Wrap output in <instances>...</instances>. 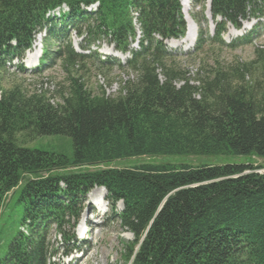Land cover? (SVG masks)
Returning <instances> with one entry per match:
<instances>
[{"label": "trees", "instance_id": "obj_1", "mask_svg": "<svg viewBox=\"0 0 264 264\" xmlns=\"http://www.w3.org/2000/svg\"><path fill=\"white\" fill-rule=\"evenodd\" d=\"M206 1L195 0L206 26L194 49L183 53L165 43L186 35L181 0H0V264H58L60 244L76 241L64 229L76 225L96 186L107 189L114 209L123 204L114 212L134 236L124 264H264V165L109 166L161 155L264 160V83L246 79L253 63L223 66L215 60L192 80L175 62L205 55L207 46L252 44L264 35V0H211L213 34ZM64 4L69 11L51 14ZM132 9L142 32L138 49L131 48L138 36ZM252 18L259 19L252 30L225 42L229 25L240 29ZM41 32L42 66L29 71L20 63L24 73H41L51 60H61L72 68L95 63L103 70L128 69L135 77L111 96L69 75L59 103L18 85L5 88L1 74L33 50ZM73 32L88 42V48L81 45L87 52L75 49ZM101 40L131 57L102 59L90 46ZM52 42L57 50H50ZM46 135L70 136L73 157L20 140ZM53 228L61 237L57 245Z\"/></svg>", "mask_w": 264, "mask_h": 264}, {"label": "rangeland", "instance_id": "obj_2", "mask_svg": "<svg viewBox=\"0 0 264 264\" xmlns=\"http://www.w3.org/2000/svg\"><path fill=\"white\" fill-rule=\"evenodd\" d=\"M191 6L189 11H185L189 14V22L192 21L196 24L198 30L205 28L206 24L203 22V11L202 3L195 2V0H190ZM184 4V3H183ZM209 5V4H208ZM185 8V6H184ZM207 19L209 20L210 15L207 12ZM211 20H209L210 22ZM259 19L252 18L249 21L244 22V26L247 25L245 29L240 30L238 34L234 33L232 26L231 31L224 35V40L230 42L236 37H240L247 31L251 30L255 24H257ZM215 25L210 22V30L213 31ZM189 28V23H188ZM199 32V31H198ZM238 32V31H237ZM188 33V30H187ZM231 33V34H230ZM45 32L39 34L35 49L29 52L25 58L24 65H29L35 62L38 58L42 56L43 40L45 38ZM187 35V34H186ZM74 46L77 50L83 51L81 45L88 48L89 44L87 41L78 37L76 32L72 33ZM198 36V35H197ZM197 39V38H196ZM196 41V40H195ZM182 42V41H181ZM194 42L192 46L188 43H174V47L180 45L181 50H186V46H191L192 49L195 46ZM178 44V45H176ZM93 49H99L100 57L106 58L109 54L115 53L121 55L117 52L112 44L106 41H97L95 44H90ZM170 47V44H168ZM171 46V47H172ZM264 48V35L256 38L252 44L241 45L235 49L222 48L218 45L209 48L206 47L205 55L196 56L195 58H176V61L181 69L187 70L189 76L192 80L199 74H202V70L205 71L207 65H213L215 60H218L223 66L231 65H242L247 63L251 64L253 67L251 72L247 74L246 79L251 81V79H256L260 83H264V53L258 55L255 52L256 48ZM58 43L52 42L50 44V50H57ZM87 52V51H86ZM123 56V55H122ZM203 59V60H202ZM16 63V64H14ZM19 61H14L5 73H2V84L5 88H11L15 85L23 88L27 93H46L47 97L51 98L53 103L61 102L60 94L67 87V80L69 75H80L83 77L84 81L88 87L94 93H101L105 91L108 95H117L120 91V86L124 81L129 78H134L135 74L130 72V70L112 68L111 70L99 69L95 63L85 65L83 68L80 65H76L75 68L66 66L61 60H51L49 65L46 66L43 72L38 74L24 73L21 66L17 65ZM27 67V66H26ZM28 68V67H27ZM74 69L76 71L71 72ZM227 69V68H226ZM162 78V77H161ZM193 83V82H192ZM180 84V83H178ZM22 144L31 149H41L50 152H56L64 154L65 156L72 158L74 147L73 140L70 136L66 135H46L39 136L35 139L24 138L20 136ZM186 163L193 165H218L227 163H251L255 165H264V160L258 157L244 156V155H210V156H185V155H161V156H144L140 158H131L124 160L113 161L109 166L124 168L132 167L142 163ZM92 167L90 169H94ZM264 169L260 170L263 172ZM100 187H95L87 194L86 198L82 204L81 216L88 215V224L90 225L88 234L84 237V241L80 240V235H82L83 226L78 227V223L73 227L72 225H67L65 231L76 233V242H73L71 246L61 245L59 246L60 255L57 257L56 262L58 264H117L125 263L123 257L126 252V245L129 241H132L134 236L128 230H126L120 220L118 215L114 210L121 211L122 203H117L115 209L111 202L107 201L106 206L103 210H97L95 204L91 201L92 193L98 190ZM94 209V211H93ZM100 214V215H98ZM74 221L71 222L73 224ZM52 242L57 245L61 242V237L56 235L55 228L52 230L51 234ZM76 250H78V256H82L81 259H77L75 256ZM69 251L73 252L68 258L65 253ZM71 260L73 262H71Z\"/></svg>", "mask_w": 264, "mask_h": 264}, {"label": "bare ground", "instance_id": "obj_3", "mask_svg": "<svg viewBox=\"0 0 264 264\" xmlns=\"http://www.w3.org/2000/svg\"><path fill=\"white\" fill-rule=\"evenodd\" d=\"M183 3H184V6H185V9L186 11H189L190 9V6H191V2L190 0H183ZM190 20V19H189ZM197 35H198V28L196 26V24L192 21L189 22V28H188V33L187 35L179 42V43H188L192 46V44L195 42L196 38H197ZM174 42V41H173ZM174 43H177V42H174ZM178 45V44H176ZM36 62V61H35ZM35 62H32V63H35ZM106 192L105 189H102V188H99L98 190H95L93 193H92V196H91V201L96 204V205H100L101 204V195ZM106 200V199H105Z\"/></svg>", "mask_w": 264, "mask_h": 264}]
</instances>
